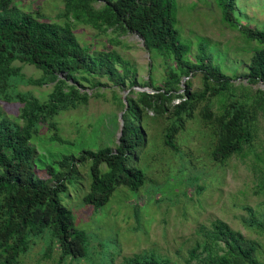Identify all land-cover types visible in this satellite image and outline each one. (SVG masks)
<instances>
[{"label": "trees", "instance_id": "obj_1", "mask_svg": "<svg viewBox=\"0 0 264 264\" xmlns=\"http://www.w3.org/2000/svg\"><path fill=\"white\" fill-rule=\"evenodd\" d=\"M61 1L59 17L63 21L58 23L44 20L37 11H22L11 0H0V100L18 103L14 119L4 116L0 108V264H16L33 242L32 237L44 232L48 236L45 255L54 246L55 264L84 256L86 234L73 225L70 210L61 204L59 193L67 190L68 178L77 173L75 161L86 158L90 160V181L82 196L84 203L98 208L117 186L138 189L143 174L128 165L127 160L136 157L134 148L144 142L139 124L144 109L168 119L163 144L176 150L174 134L203 103L200 118L212 135L209 156L218 164L251 146L257 133V116H264V88L257 87L250 96L247 93L250 84L264 85V29L238 24L233 16L234 0H217L221 17L237 27L247 41L256 44L246 62V71L240 75L222 72L211 62L210 55L202 53V45H197L191 58L185 57L188 46L179 40L174 27L175 0ZM95 1H101L98 7L93 5ZM74 23L87 25L96 33L104 34L109 29L114 36L103 48L83 47L73 33ZM127 31L140 37L143 47L154 50L163 60L160 85L153 84L150 74L142 85L138 84L134 66L116 51L115 46L121 44L118 36ZM23 64L34 66L41 74L25 76ZM195 72L200 74V87L192 90L190 77ZM98 78H105L116 87L127 83L121 134L114 148L84 149L76 159L72 155L49 161L36 159L32 137L48 128L52 129L51 140L63 142L54 116L86 105L92 95L102 96L98 90L89 96L84 86L89 83V88L101 87ZM46 83L51 86L42 99L31 90L17 88L19 84ZM137 86H149L152 91L135 89ZM213 98H218L216 112L211 110ZM119 104L123 108L122 99ZM100 163L105 164L104 171H100ZM37 166L46 177L36 174ZM245 209L248 218L242 219L243 224L264 235V219L256 218L249 207ZM195 235L186 264H264V259L257 256L258 243L244 238L218 218L208 226L199 224ZM167 262L145 250L122 258V264Z\"/></svg>", "mask_w": 264, "mask_h": 264}, {"label": "rangeland", "instance_id": "obj_2", "mask_svg": "<svg viewBox=\"0 0 264 264\" xmlns=\"http://www.w3.org/2000/svg\"><path fill=\"white\" fill-rule=\"evenodd\" d=\"M11 2L22 11H37L44 20L63 21L59 17L63 8L61 0ZM100 3L95 1L93 5L98 7ZM175 4L174 27L179 40L188 46L186 58L195 55L197 45H202V53L210 55L211 62L225 74L240 75L246 71V62L256 44L247 41L237 27L222 19L217 0H175ZM233 16L238 24L264 29V0H234ZM73 33L81 46L95 49L108 46L109 37L114 36L109 29L104 34L96 33L80 23H74ZM118 39L121 44L115 49L134 66L138 84L142 85L150 74L153 84L160 85L163 77L160 56L154 50L147 51L133 32L127 31ZM21 70L25 76L41 74L30 64H23ZM97 80L101 87L89 88V83L84 86L89 96L95 90L103 92L102 96L92 95L86 105L60 111L54 116L57 134L63 142L51 140L52 129L48 128L32 137L36 159L49 161L62 155H72L76 159L84 149L114 148L118 114L122 110L119 99L127 94V83L116 87L105 78ZM50 86V83L19 84L17 88L31 90L42 99ZM199 87L200 74L195 72L190 77V89ZM257 87L264 88L262 83L248 85V95ZM144 88L152 91L149 86ZM202 104L174 134L176 150L163 144L168 119L144 109L139 117L144 142L134 148L136 157L130 156L127 160L128 165L141 170L143 183L136 190L117 186L98 208L82 201L90 181V160L75 161L77 173L68 178L67 190L59 193V200L70 210L73 225L86 234L85 254L76 260L67 258L62 264H122L123 256L141 250L166 258L167 264H186L188 249L196 239L195 229L199 224L208 226L216 218L238 230L244 238L258 243L257 256L264 259V235L242 222L248 218L245 207H249L256 218L264 219V116L260 113L257 116V133L251 146L242 154L231 155L223 164H218L209 156L212 135L200 118ZM217 105L218 98H213V112L217 111ZM17 107L16 102L0 100V108L8 118L16 117ZM134 118L131 117L135 121ZM98 167L100 171L106 169L104 163ZM39 168L36 167V174L46 177ZM32 241L16 264H55L54 246L45 255L48 244L45 232L32 237Z\"/></svg>", "mask_w": 264, "mask_h": 264}, {"label": "water", "instance_id": "obj_3", "mask_svg": "<svg viewBox=\"0 0 264 264\" xmlns=\"http://www.w3.org/2000/svg\"><path fill=\"white\" fill-rule=\"evenodd\" d=\"M139 39H140V41H142V39L139 37ZM262 86L264 87V85L262 84ZM139 89H141V90H147V89H145L144 87H138ZM122 101H123V103H124V106H123V108H122V110L119 112V114H118V119H119V127H118V132H117V141H118V137L120 136V134H121V128H122V124H123V120H122V118H121V114H122V112L124 111V109H125V107H126V101H125V98H124V96H122Z\"/></svg>", "mask_w": 264, "mask_h": 264}]
</instances>
